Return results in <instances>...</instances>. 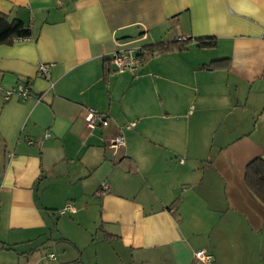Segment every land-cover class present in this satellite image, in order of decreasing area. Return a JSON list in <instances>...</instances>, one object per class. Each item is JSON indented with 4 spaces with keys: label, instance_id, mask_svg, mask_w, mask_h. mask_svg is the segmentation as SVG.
<instances>
[{
    "label": "crops",
    "instance_id": "1",
    "mask_svg": "<svg viewBox=\"0 0 264 264\" xmlns=\"http://www.w3.org/2000/svg\"><path fill=\"white\" fill-rule=\"evenodd\" d=\"M0 12L33 33L0 45V251L73 202L69 217L97 208L90 229L71 219L104 244L96 264H206L200 249L208 264H264V204L244 175L264 161V0H0ZM175 40L187 42L134 74L110 65L117 49ZM18 84L30 96L5 99ZM85 107L109 125L86 127ZM98 226L116 237L99 241Z\"/></svg>",
    "mask_w": 264,
    "mask_h": 264
},
{
    "label": "rangeland",
    "instance_id": "2",
    "mask_svg": "<svg viewBox=\"0 0 264 264\" xmlns=\"http://www.w3.org/2000/svg\"><path fill=\"white\" fill-rule=\"evenodd\" d=\"M108 152L110 153L111 151L109 150ZM60 209H51L48 211L51 218L49 220H52V223L49 225V230H45L39 237H34L36 233H32L33 235L28 237L33 240L30 244L19 245L12 249L7 248L11 245L6 244V247L0 251V264H96L95 252L96 250L102 252L104 244H96L97 242L92 241L94 232L92 231L91 236L90 232L85 231L84 227H82L84 225H74L72 220L76 223V219L82 215L88 224V229H90L93 225L90 223L95 221L92 217L96 215L97 208L94 210V206H91L90 214L79 212L71 217H69L70 214L60 216ZM58 217L61 218L62 223L61 228L63 231L61 233H57L56 227L52 225ZM99 230L97 231L98 240L101 241L102 234ZM8 234L9 232H7L6 228L2 227L0 236L5 238ZM63 234H68L70 237H65ZM48 252L56 256L55 261H49L47 259ZM102 264L105 263L103 262ZM109 264H114V262Z\"/></svg>",
    "mask_w": 264,
    "mask_h": 264
},
{
    "label": "built area",
    "instance_id": "3",
    "mask_svg": "<svg viewBox=\"0 0 264 264\" xmlns=\"http://www.w3.org/2000/svg\"><path fill=\"white\" fill-rule=\"evenodd\" d=\"M261 38L264 42V29L261 33ZM264 46V45H263ZM142 59L140 54L132 52L130 48L126 49H117L112 52L110 55V65L113 67L114 71L117 73L129 72L134 74L137 72ZM48 65L39 63L38 64V73L40 76L48 79ZM30 87L28 85L18 84L15 87L10 89L3 90V96L5 99H8L11 96H16L19 99H26L30 96ZM84 121L86 127L95 128L96 126L107 127L109 125L108 117L91 107H85L84 111ZM134 122H129L125 124L124 128H131L134 126ZM124 137L121 130L115 131L105 142L107 146L112 149V151L117 152L119 148L124 145ZM182 161V160H180ZM108 191V187L106 183H102L99 190L96 192L97 194H103ZM76 212V207L74 204L68 203L66 206L62 207L59 210V215H65L67 213L73 214ZM49 259H53L54 254H48ZM194 258L201 261L202 263H210L212 261V254L207 253L204 249H200L194 252Z\"/></svg>",
    "mask_w": 264,
    "mask_h": 264
},
{
    "label": "trees",
    "instance_id": "4",
    "mask_svg": "<svg viewBox=\"0 0 264 264\" xmlns=\"http://www.w3.org/2000/svg\"><path fill=\"white\" fill-rule=\"evenodd\" d=\"M31 28L23 23L20 19L8 18V15L0 12V45L6 44L11 45L17 40H21L24 38H33ZM187 42V40H175L170 43H155V44H147L141 47L140 57L143 59L152 55L153 53H160L161 51H170L181 48V46ZM212 44V43H205ZM202 45V44H201ZM204 45V44H203ZM107 60H105L106 62ZM110 62V58H109ZM219 62V61H214ZM108 63V61H107ZM106 69V66H105ZM245 183L246 187H248L256 196L264 204V161L261 158H255L250 160L246 166L245 170ZM102 232L103 238L106 240L115 238L116 235L109 234L102 226L99 227ZM119 237V236H118ZM64 240V239H62ZM213 259V256H212Z\"/></svg>",
    "mask_w": 264,
    "mask_h": 264
}]
</instances>
